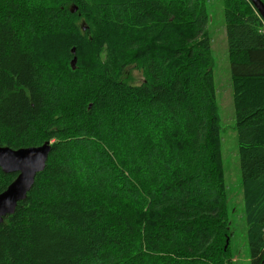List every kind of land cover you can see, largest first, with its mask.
Wrapping results in <instances>:
<instances>
[{
	"label": "trees",
	"instance_id": "1",
	"mask_svg": "<svg viewBox=\"0 0 264 264\" xmlns=\"http://www.w3.org/2000/svg\"><path fill=\"white\" fill-rule=\"evenodd\" d=\"M218 1L264 264V21ZM210 20L208 0H0V147L51 145L0 224V264H231ZM17 176L0 168V193Z\"/></svg>",
	"mask_w": 264,
	"mask_h": 264
},
{
	"label": "rangeland",
	"instance_id": "2",
	"mask_svg": "<svg viewBox=\"0 0 264 264\" xmlns=\"http://www.w3.org/2000/svg\"><path fill=\"white\" fill-rule=\"evenodd\" d=\"M221 4L218 0H208V9L211 15L209 35L214 59L226 198L232 234L231 264H250L238 163L239 146L232 92L231 65ZM124 80L129 84L138 85L143 81V78L141 72L135 66H130L126 69Z\"/></svg>",
	"mask_w": 264,
	"mask_h": 264
},
{
	"label": "water",
	"instance_id": "3",
	"mask_svg": "<svg viewBox=\"0 0 264 264\" xmlns=\"http://www.w3.org/2000/svg\"><path fill=\"white\" fill-rule=\"evenodd\" d=\"M264 20V2L250 0ZM76 12V9L74 10ZM76 54V49H72ZM77 63L75 56L71 61L74 68ZM51 152V145L46 143L38 147L14 150L9 147H0V168L7 174H18L16 180L0 193V224L8 215L15 213L20 202L27 199L32 190L36 176L45 170Z\"/></svg>",
	"mask_w": 264,
	"mask_h": 264
},
{
	"label": "bare ground",
	"instance_id": "4",
	"mask_svg": "<svg viewBox=\"0 0 264 264\" xmlns=\"http://www.w3.org/2000/svg\"><path fill=\"white\" fill-rule=\"evenodd\" d=\"M250 1V0H249ZM253 5V4H252ZM256 9V8H255ZM257 10V9H256ZM16 212V211H15ZM5 220V219H4Z\"/></svg>",
	"mask_w": 264,
	"mask_h": 264
}]
</instances>
